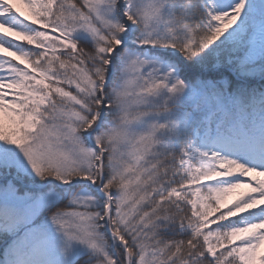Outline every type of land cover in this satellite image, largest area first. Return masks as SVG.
Returning <instances> with one entry per match:
<instances>
[{"label": "snow or ice", "instance_id": "snow-or-ice-1", "mask_svg": "<svg viewBox=\"0 0 264 264\" xmlns=\"http://www.w3.org/2000/svg\"><path fill=\"white\" fill-rule=\"evenodd\" d=\"M0 0V264H264V0Z\"/></svg>", "mask_w": 264, "mask_h": 264}, {"label": "rangeland", "instance_id": "rangeland-1", "mask_svg": "<svg viewBox=\"0 0 264 264\" xmlns=\"http://www.w3.org/2000/svg\"><path fill=\"white\" fill-rule=\"evenodd\" d=\"M17 5H18V7L21 8L22 11H24L26 14H28L27 8L25 7V5L23 3H20L19 0H17Z\"/></svg>", "mask_w": 264, "mask_h": 264}]
</instances>
